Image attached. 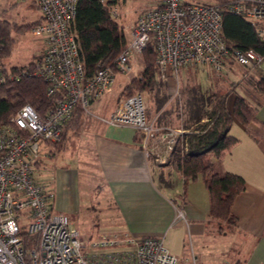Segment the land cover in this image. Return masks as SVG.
<instances>
[{
	"label": "built area",
	"instance_id": "built-area-1",
	"mask_svg": "<svg viewBox=\"0 0 264 264\" xmlns=\"http://www.w3.org/2000/svg\"><path fill=\"white\" fill-rule=\"evenodd\" d=\"M9 1H34L42 13V21L31 32L45 37L46 49L32 70L23 68L21 75L42 78L54 103L43 116L25 104L0 124V264H179L162 239L125 231L101 233L90 242L96 252H88L68 215L53 211V194L34 172L44 147L61 139L76 106L90 114L89 108L116 74L130 73L133 57L150 44L164 80L178 78L180 70L191 66L209 65L220 71L230 60L239 63L246 75L264 77V55L229 48L223 39V14L228 11L253 24L264 42V0H160L137 20L115 66L100 65L89 77L72 30L78 0ZM148 111L145 93L137 92L121 97L109 117L101 120L134 128L146 154L164 164L185 131L158 126ZM154 140L159 145L152 147ZM25 235L36 237V244L29 246Z\"/></svg>",
	"mask_w": 264,
	"mask_h": 264
},
{
	"label": "crops",
	"instance_id": "crops-1",
	"mask_svg": "<svg viewBox=\"0 0 264 264\" xmlns=\"http://www.w3.org/2000/svg\"><path fill=\"white\" fill-rule=\"evenodd\" d=\"M22 3L39 9L32 1ZM199 80L206 86L213 82L207 76ZM240 80L243 76L233 80L237 82L234 90L239 92L241 88L243 94L244 83ZM234 101L235 92L226 100L231 113ZM110 106L111 111L115 104ZM85 119L86 114L80 128L69 131L63 150L52 145L44 147L36 167L40 169L47 159L77 153V162L70 167L57 164L47 183L50 186L45 185L53 194L52 209L56 213L69 216L83 204L88 206L82 196L84 180L90 193L108 201L114 209L112 229L104 232L125 231L137 237L162 239L179 264H264V101L257 123L246 127L234 120L230 133L236 129L231 134L239 141L222 159L214 161L216 172L238 173L246 180L245 190L233 205L238 223L224 232L220 231L224 225L210 220V196L201 176L186 183L170 160L159 165L155 155L148 156L142 149L132 127ZM155 144L159 145L158 140L152 142V147ZM161 174L170 186L160 184ZM91 207L95 209L92 204Z\"/></svg>",
	"mask_w": 264,
	"mask_h": 264
},
{
	"label": "trees",
	"instance_id": "trees-1",
	"mask_svg": "<svg viewBox=\"0 0 264 264\" xmlns=\"http://www.w3.org/2000/svg\"><path fill=\"white\" fill-rule=\"evenodd\" d=\"M115 4V0H78L72 30L79 42L88 77L100 65L114 67L116 59L128 44V34L113 16ZM42 19L43 16L20 24L0 17V72L4 76V81L0 83V124L7 122L25 104L32 105L42 116L53 106V98L47 92L48 84L42 78L21 75L23 68L32 70L34 61L25 66L9 67L6 64L13 52L14 33H24L28 29L31 31ZM223 39L229 48L254 49L264 55V42L258 37L254 25L244 17L228 11L223 14ZM141 55L143 68L139 77L128 84L129 87L147 91L151 95L156 111L162 110L156 119L158 126L172 127L176 120H182L179 127L185 132L169 160L182 172L186 183L199 176L204 179L210 196V220L224 225L220 227L222 232L226 228L233 229L238 223L233 205L245 190L246 180L238 173L216 172L214 161L222 159L238 143L239 139L230 133L235 119L246 127L259 121L258 111L264 101V77L246 75L244 70V86L254 89L256 94L253 99L246 90L243 94L234 90L237 82H232L223 91L217 83L215 85L212 82V85L206 86L196 78L181 91L175 108L164 109L170 99L168 80L159 75L154 45L150 44ZM11 75L16 77L10 78ZM233 92L235 101L231 113L227 109L226 100ZM174 112H177L175 119ZM84 117L83 109L77 105L72 119L63 126L61 139L50 145L63 150L69 140V131L79 129ZM159 181L160 184L171 185L162 174ZM25 238L29 246L36 244V237L25 235Z\"/></svg>",
	"mask_w": 264,
	"mask_h": 264
},
{
	"label": "rangeland",
	"instance_id": "rangeland-1",
	"mask_svg": "<svg viewBox=\"0 0 264 264\" xmlns=\"http://www.w3.org/2000/svg\"><path fill=\"white\" fill-rule=\"evenodd\" d=\"M201 1L209 2L213 0ZM115 2V19L124 27L126 33L129 35L137 20L147 11L157 6L160 0H115ZM0 4L2 5V8L0 7V17L5 18L9 21H16L20 24H26L27 22L35 21L41 15L40 9L30 7L26 3L19 2L16 5H12L13 3H11L9 0H0ZM13 36L15 38L13 52L9 59L6 60V64L9 67L25 66L35 61L37 57L41 56L46 49L47 45L45 37L36 36L29 29L24 33H14ZM143 65V55H135L131 64V72L127 74H116L114 82L106 90L105 94L93 102V104L89 108L91 113H86L85 120H87L88 122L95 118L94 120L100 122L101 119H107L111 112V103H114L116 105L121 97L130 96L137 92L145 93L149 106L150 117L156 119L159 118L161 114L160 112H162V110L156 111L154 100L151 98V95L147 91L135 88L132 89L128 85L134 78L139 77ZM244 70L245 69L236 61H228V63L224 65L220 71L213 70L209 65L191 66L188 68H184L180 70L178 78L172 77L168 81L170 99L164 109L175 108L181 91L188 84H191V81L193 83L194 79L196 78L200 79L207 76L209 79H212L214 83H217L219 85L220 90L224 91L225 89L230 87L233 80H237L238 78L243 76ZM240 81L244 83L243 80ZM242 89L243 91L246 90L253 99L254 95L256 94L253 88L244 87L243 84ZM239 93L242 94L241 88L239 90ZM173 116L174 119L177 118V112H174ZM101 122L104 121L101 120ZM181 123L182 120H176L175 126L172 127H179ZM236 132L237 130L233 129L231 133L233 134ZM76 162L77 153L74 151H71L67 155L63 154L61 156L55 157L54 159H47L45 165H43L40 169H35L34 177L42 185L50 186V184L47 183L49 182L53 171H55V167L57 164L70 167L73 166ZM158 164L165 165L166 163L162 164L158 162ZM158 168L161 167L158 166ZM82 179H85V177H83ZM83 183L84 180H82L81 183V187L85 188V190L82 189L83 201L88 202V206H85L83 204V206L78 211L73 210V212H69L68 217L71 221H73V227L78 229L82 241L87 246L86 250L90 253H93L96 251L90 248V242L97 236H99L102 232L110 231L112 229L110 228V223L115 212L108 201H105L103 199L99 200V197L96 194L90 193V187L88 185L85 186ZM91 188H93L92 185ZM91 204L95 207V209L91 207ZM54 212L56 213V211Z\"/></svg>",
	"mask_w": 264,
	"mask_h": 264
}]
</instances>
